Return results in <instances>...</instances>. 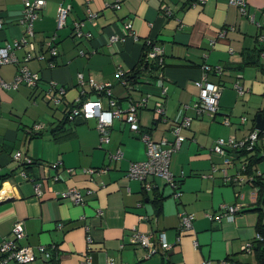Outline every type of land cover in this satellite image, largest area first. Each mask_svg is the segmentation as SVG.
Listing matches in <instances>:
<instances>
[{"label": "crops", "instance_id": "0c3cea01", "mask_svg": "<svg viewBox=\"0 0 264 264\" xmlns=\"http://www.w3.org/2000/svg\"><path fill=\"white\" fill-rule=\"evenodd\" d=\"M44 1L37 11L34 37L29 39L34 54L42 58L25 63L31 72L39 74L36 87L0 88V177H7L3 188L11 193L0 202V243L11 238L13 224L21 221L26 233L21 244L53 248L58 264H81L85 255L91 264H107L108 259L114 264H218L225 259L231 264H256L254 247L250 253L243 252L242 247L254 243L257 233L259 212L253 211L257 208V189L250 178L257 172L264 177V130L256 150L247 154L225 147L227 153L222 156L213 147L217 140L243 141L255 130L257 115L264 114V52H259L264 49V0H246L254 23L228 0H207L204 4L196 0H120L118 10L107 7L114 0ZM162 5L170 10L169 15L161 10ZM64 6L71 10L65 27L58 30L55 18L59 7ZM88 8L99 14L95 26H84L92 37L76 40L74 25L86 20ZM22 11V0H0L4 23L0 47L24 37ZM127 23L131 32L125 29ZM111 35L122 40L109 43ZM259 36H263L262 41ZM51 40L57 48L55 57L46 44ZM147 40L165 50L163 79L153 81L142 76L132 88H125L116 73L121 70L130 74L137 67ZM80 51L85 54L80 55ZM15 55L22 62L25 53L19 49ZM19 64L0 66V77L12 81ZM203 64L223 68L221 76L209 74L211 83L223 87L215 117L184 110L199 95L195 83L201 78ZM79 73L86 79L93 77L97 83L110 84L114 99L123 109L129 99L150 96L147 108L138 113L141 132L155 141L165 140L166 147L175 140L171 121L179 115L192 118L190 126L181 130L185 140L170 160V170L180 181L178 199L164 183L157 191H143L139 181L126 175L130 162L146 159V147L123 119H113L110 143L103 148L99 147L96 119L66 120L81 90L77 86ZM51 81L67 90L58 106L44 98ZM235 83L244 90L242 95L234 88ZM164 87L169 120L165 123L153 112L154 99L162 96ZM83 89L93 96L88 86ZM99 97L103 108L108 109L107 97ZM225 117L228 126L222 123ZM35 124L43 128L34 131ZM117 150L123 152V158L109 162L108 151ZM16 152L32 163L14 161ZM255 153L262 159L251 171L247 158ZM226 160L231 163L226 165ZM55 163H59L57 168L52 166ZM107 166L105 173L86 172ZM70 169L72 172L67 173ZM238 174L245 180L241 185L225 178ZM57 176L59 179L52 181ZM39 181H43L41 194L36 195L34 185ZM70 187L82 193L83 206L56 198L55 192ZM156 195L164 198L159 215L153 205ZM237 202L243 208L233 220L211 218L222 204ZM98 209L101 216L96 215ZM180 213L194 216L191 230L181 233ZM86 227L93 237L89 249ZM135 231L150 236L156 254L147 256L148 248L129 243ZM161 232L172 245L167 253L160 247ZM44 262L43 255L35 251V259L27 264Z\"/></svg>", "mask_w": 264, "mask_h": 264}, {"label": "built area", "instance_id": "2783aa9c", "mask_svg": "<svg viewBox=\"0 0 264 264\" xmlns=\"http://www.w3.org/2000/svg\"><path fill=\"white\" fill-rule=\"evenodd\" d=\"M198 4H204L207 0H196ZM23 2V11L21 17V24L26 28V33L24 37L20 40L11 42H6L3 47H0V66L6 64H19L18 73L10 82L4 81L0 77V88L2 89H18L19 86L25 85L28 88L36 87L39 81V74L31 72L28 67L25 65L30 60L40 59L42 56H37L33 52V45L29 41L34 37V22L37 18V11H39L44 5V0H22ZM229 5L235 6L239 9L240 13L247 17L248 20L254 23V17L249 15L248 8L246 5V0H228ZM107 7L114 8L115 10L120 9V0H114V3L107 5ZM71 10L70 6L59 7L56 14V28L62 29L65 27V19L68 12ZM162 11H165L168 15L170 10L167 9L166 5H162ZM99 14L87 9V18L82 22H77L74 25V38L76 40H88L92 37V34L89 31L84 30L86 23L92 27L96 25V20L98 19ZM3 21L0 19V30L3 28ZM131 24L127 23L125 29L131 32ZM263 36H259V40L262 41ZM53 40V39H52ZM52 40L48 41L46 44L49 49V53L52 57L57 55V48L52 46ZM122 40L118 35H111L109 43H116ZM146 46L149 48L146 59L149 63H157L159 67L158 72V81L163 79L162 69L164 68V53L165 50L162 46L157 45L152 40L146 41ZM23 50L25 56L20 62L15 55L16 50ZM85 52L80 51V55H84ZM264 55V53H263ZM54 67L52 63L50 65ZM202 75L201 78L195 83L199 88V95L193 101L190 106H185L186 109H192L197 116H210L215 117L219 112V100L223 87L218 84L211 83L209 81V74L221 76L223 73V68L220 66H210L208 64H203L201 67ZM149 72V71H148ZM146 72V73H148ZM116 76L120 80V84L125 88H132L129 85L126 78V74L118 70ZM146 77V75H144ZM145 77V78H146ZM147 79V78H146ZM150 79V78H148ZM77 86L81 89L79 91V97L74 100L70 105L69 112L66 115L67 121H74L78 118L85 120L96 119L97 125L96 129L99 135V147L108 145L110 143L109 130L113 124L114 118H120L125 121L130 130L135 133H139L141 130V125L139 123L138 113L141 110H145L148 106L150 96L142 97L138 101L132 99L128 100V105L125 109L121 108L117 101L112 95L111 85L108 83H97L93 77H88L87 79L83 74L79 73L77 75ZM85 86H88L93 93V96L90 97L89 94L83 89ZM234 88L238 91L240 95L244 93V90L240 87L238 83H235ZM67 90L63 86H59L57 83L51 81L49 84V89L45 92V100L53 105L58 106L63 102V98L66 96ZM166 93V88L162 90V96L154 99V109L153 112L157 114L163 123L169 122L165 114V105H164V96ZM105 96L108 99V109H104L102 102L99 96ZM192 118L187 115H179L177 118H174L171 122L173 123V134L175 140L166 147L167 142L155 141L147 133H142L140 135V140L144 143L146 147V159L140 162H130L126 170V175L132 179L137 180L141 183L142 188L146 191H151L153 189L159 188L160 183H164L166 186H169L173 189V196L178 199L180 197L179 189V179L175 177L170 170V160L174 153H176L185 138L181 135V130L183 128H188L191 124ZM245 118L242 119L244 123ZM222 123L226 126L230 125V122L227 117L222 120ZM43 127L40 124L33 125L34 131H39ZM258 132L254 130L247 138L243 141L235 142L234 138L223 141L217 140L216 144L213 147V151L219 155H225L227 152L225 147H232L233 150H243L245 149L248 152H252L255 149L258 141ZM123 158V153L120 150H117L115 153L108 152L107 159L109 162H115ZM232 158V157H230ZM13 160L21 162L24 165H30L32 163L31 159L24 157L22 153L16 152L13 155ZM226 165L230 164V160L225 161ZM59 163L53 164V168H57ZM244 169V167H243ZM109 170V167H103L102 169H87L86 172L90 174H95L97 172L105 173ZM67 173L72 172V170H67ZM263 177V174L257 172V175ZM227 181H230L233 184L241 185L245 182L244 177L240 174L236 175L234 178L225 176ZM59 177H53L52 181L58 180ZM253 177L251 176L250 181ZM44 181V180H43ZM43 181L36 182L34 185V191L36 195L41 194V186ZM3 183L0 189V202L11 197L9 190L4 192ZM56 198L58 200L70 201L75 205L83 206L85 203L82 193L75 187H70L62 192H55ZM243 205L241 202H237L233 205L222 204L219 207V211L215 215L211 216L213 220L222 221L227 220L231 221L234 219V216L238 213H241ZM97 216H101L102 213L100 209L96 212ZM194 216L189 213H180V231L187 232L192 229V223ZM85 231L87 232L86 241L88 249L93 243V237L91 235L90 227H86ZM25 228L23 222L16 221L11 229V238L5 239L0 243V264H7L10 261H15L16 264H27L35 259V251H38L44 257V264H47L51 257L50 252L53 251V248L47 249L44 246H38L36 248L31 246L22 245L21 242L25 238ZM161 250L165 253L169 252L172 248V245L168 243L166 234L161 232L158 236ZM262 236L257 232L254 238L255 241H261ZM129 243L132 245H140L142 247L148 248L149 253L147 256L157 253V250L154 249L152 242L150 241V236L143 234L141 232L135 231L129 238ZM196 245V244H195ZM253 248V242H248L242 247V251L250 253ZM91 259L85 255L83 256L81 264H91ZM107 264H114L111 259H108ZM201 264H211L210 262H203ZM218 264H231L228 259L221 260Z\"/></svg>", "mask_w": 264, "mask_h": 264}, {"label": "trees", "instance_id": "16d2710c", "mask_svg": "<svg viewBox=\"0 0 264 264\" xmlns=\"http://www.w3.org/2000/svg\"><path fill=\"white\" fill-rule=\"evenodd\" d=\"M148 49L149 48L145 44L144 48H143L142 57L139 61V64L130 74H126V78L128 80V83L132 87L134 85H136L139 82V80L141 79V77L146 75V74H147L148 78L153 79V81L157 80L158 75L156 76V73L159 72V67H158L157 63H155V62L149 63L147 61L146 55H147ZM259 52L263 53L264 49H260ZM146 72H148V73H146ZM263 113H264V111H263ZM141 134H142V132L140 130V132L138 133V138H140ZM261 134H262L261 132H258V138ZM104 146H106V145H104ZM103 147H101V148H103ZM254 150H256V146H255ZM108 152H110V151H108ZM240 152L246 153V154L248 153V151H246L245 149L241 150ZM261 159H262V157H258L257 153H255L254 155H250L247 158L248 168L252 171L254 166H256L258 164V162H260ZM7 180H8L7 177H0V189H1V185ZM251 182L253 184V187H255L257 189V200H256L257 208L253 210V211L259 212V219H258V223L256 226V231L262 236L261 241H255L253 243L254 254L256 257V264H264V177L254 176ZM142 190L146 191V190H144V188H142ZM153 191H157V189H153ZM163 199L164 198L161 195H156L154 200H153V205H154V208H155L157 215L161 214V212H162V201H163ZM50 255H51V257L47 263L58 264V253L53 250L50 252Z\"/></svg>", "mask_w": 264, "mask_h": 264}, {"label": "water", "instance_id": "95a60500", "mask_svg": "<svg viewBox=\"0 0 264 264\" xmlns=\"http://www.w3.org/2000/svg\"><path fill=\"white\" fill-rule=\"evenodd\" d=\"M255 123V130L262 132L264 130V114H258Z\"/></svg>", "mask_w": 264, "mask_h": 264}, {"label": "rangeland", "instance_id": "374dc122", "mask_svg": "<svg viewBox=\"0 0 264 264\" xmlns=\"http://www.w3.org/2000/svg\"><path fill=\"white\" fill-rule=\"evenodd\" d=\"M163 185H165V184H163ZM167 187H169V186H167Z\"/></svg>", "mask_w": 264, "mask_h": 264}]
</instances>
